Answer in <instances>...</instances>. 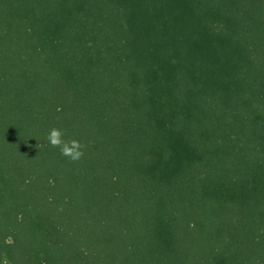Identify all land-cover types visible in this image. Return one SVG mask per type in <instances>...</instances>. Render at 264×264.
I'll use <instances>...</instances> for the list:
<instances>
[{
  "label": "trees",
  "instance_id": "1",
  "mask_svg": "<svg viewBox=\"0 0 264 264\" xmlns=\"http://www.w3.org/2000/svg\"><path fill=\"white\" fill-rule=\"evenodd\" d=\"M0 264H264V0H0Z\"/></svg>",
  "mask_w": 264,
  "mask_h": 264
},
{
  "label": "clouds",
  "instance_id": "2",
  "mask_svg": "<svg viewBox=\"0 0 264 264\" xmlns=\"http://www.w3.org/2000/svg\"><path fill=\"white\" fill-rule=\"evenodd\" d=\"M65 137L66 130L53 127L47 135V140L53 148H58L60 154L70 161L80 160L84 156V149L87 145L75 138L66 139Z\"/></svg>",
  "mask_w": 264,
  "mask_h": 264
}]
</instances>
